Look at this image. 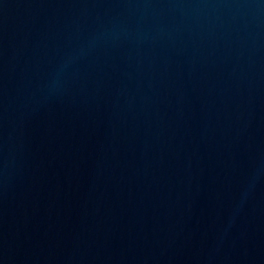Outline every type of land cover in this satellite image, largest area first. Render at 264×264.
I'll list each match as a JSON object with an SVG mask.
<instances>
[{"label":"water","instance_id":"1","mask_svg":"<svg viewBox=\"0 0 264 264\" xmlns=\"http://www.w3.org/2000/svg\"><path fill=\"white\" fill-rule=\"evenodd\" d=\"M264 0H0V264H95Z\"/></svg>","mask_w":264,"mask_h":264}]
</instances>
